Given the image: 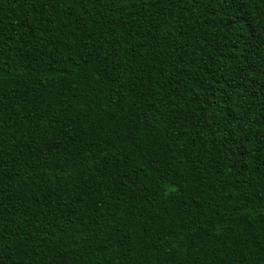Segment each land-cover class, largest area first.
<instances>
[{
  "label": "trees",
  "instance_id": "obj_1",
  "mask_svg": "<svg viewBox=\"0 0 264 264\" xmlns=\"http://www.w3.org/2000/svg\"><path fill=\"white\" fill-rule=\"evenodd\" d=\"M0 264H264V0H0Z\"/></svg>",
  "mask_w": 264,
  "mask_h": 264
}]
</instances>
